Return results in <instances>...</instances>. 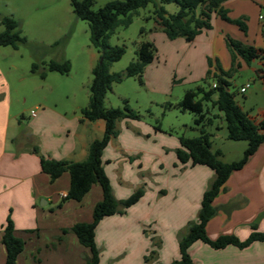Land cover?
I'll use <instances>...</instances> for the list:
<instances>
[{
	"label": "crops",
	"instance_id": "1",
	"mask_svg": "<svg viewBox=\"0 0 264 264\" xmlns=\"http://www.w3.org/2000/svg\"><path fill=\"white\" fill-rule=\"evenodd\" d=\"M231 1L235 0L227 1L225 9ZM254 47L264 51L262 45ZM12 106L10 86L0 68V264L6 262L2 228L8 216L15 235L25 242L17 264H85L83 256L89 257L90 250L73 233L64 235L63 241L58 237L76 223L92 221L93 209L103 199L102 189L94 185L81 202L65 201L69 174L52 181L42 172L40 157L33 150L37 147L47 159L83 162L89 145L104 136L105 122L83 120L81 105L61 109L44 100L37 104L36 115L31 112L24 123L19 114H12ZM117 129L120 132L103 153L113 194L124 200L142 186L145 194L124 215L107 217L98 225L99 264H145L144 257L155 247L142 231L151 224L160 242L156 264H170L180 259L179 240L189 223L197 220L214 173L205 166L179 162L180 142L163 141L148 125L122 120ZM225 188L214 202L217 215L207 225L210 239L234 235L245 240L254 227L264 232V144L242 170L231 175ZM164 225L171 234L160 233ZM190 255L195 264H264V243L215 250L197 242Z\"/></svg>",
	"mask_w": 264,
	"mask_h": 264
},
{
	"label": "rangeland",
	"instance_id": "2",
	"mask_svg": "<svg viewBox=\"0 0 264 264\" xmlns=\"http://www.w3.org/2000/svg\"><path fill=\"white\" fill-rule=\"evenodd\" d=\"M111 1L116 0H97L93 9L96 11ZM164 8L168 14L180 10L174 3L165 4ZM226 9L231 21L214 14L212 27L192 42L184 38L168 39L155 22L152 4L131 13L132 24L118 27L108 40L109 46L124 47L126 51L121 60L110 65L109 72L125 73L138 60L142 42L154 44L156 57L144 71L143 84L133 77L113 85L105 99L106 108L123 107V101L127 100L140 116V120L134 121L152 127L163 141L173 144V140L179 142L182 136L196 138L201 135L200 126L195 124L197 116L182 112L177 104L187 91L199 87L209 90L222 76L230 83L229 89L242 109L255 120L263 119L264 81L258 70L264 69V61L254 60L248 65L239 59L241 66L233 70L227 39L264 47V4L262 0H235ZM3 17L17 21L21 37L27 41L18 49L0 46V68L10 86L12 114H19V120L26 123L30 113L36 112L37 104L44 100L49 105L57 103L61 109H71L73 105L86 108L93 80L91 65H98L100 54L91 44L88 24L75 15L70 0H0V33L5 30ZM239 19L246 23V32L235 23ZM51 61L70 62V73L49 72L47 65ZM34 63L40 65L38 73H44L45 79L32 73ZM248 84L250 88L242 94L241 88ZM167 103L173 107L167 108ZM204 112L212 120L206 128L212 150L222 151L221 160L226 163L242 159L247 142L228 138L223 113L212 102H204ZM140 188L145 190L144 186ZM152 226L142 231L155 247L144 257L145 264H156L158 260L160 242L157 228ZM167 227L164 225L158 231L168 235ZM83 258L86 260L88 256Z\"/></svg>",
	"mask_w": 264,
	"mask_h": 264
},
{
	"label": "trees",
	"instance_id": "3",
	"mask_svg": "<svg viewBox=\"0 0 264 264\" xmlns=\"http://www.w3.org/2000/svg\"><path fill=\"white\" fill-rule=\"evenodd\" d=\"M96 1L70 0V3L75 15L88 24L91 44L100 54V62L92 70L93 80L90 86L89 104L82 110V116L83 120L91 122L103 120L105 122L104 136L89 145L86 160L78 163L47 159L40 155L37 147L33 150L40 157L42 172L49 175L52 181L64 173L69 174L70 190L63 197L65 201L81 202L94 185L102 189L103 199L95 205L92 221L76 223L71 228L62 230L63 236L58 237V241H63L66 239L64 235L73 233L79 243L90 250L91 255L86 258L85 264L100 263L96 229L101 221L114 215H123L145 194L143 188H139L124 200H117L113 194L111 181L104 169L103 153L111 139L117 137L119 133L117 123L122 120H140V116L130 108L127 100L123 101V107L106 108L105 99L113 85L122 83L125 78L136 77L143 84L144 71L154 61L157 49L152 42H142L138 50V60L132 62L125 73H110V65L121 60L126 51L124 47L109 46V38L118 27H128L132 24L131 13L149 4L154 6L153 14L156 24L170 40L184 38L188 42L194 41L205 29L212 27L211 19L214 14L225 21H231L228 10L224 8V4L229 0H116L106 3L95 11L93 7ZM171 3L180 7L178 13H167L164 5ZM1 23L5 30L0 33V46L18 49L20 44H27L26 39L21 37L20 24L17 21L3 17ZM235 23L244 32L247 31L244 20L239 19ZM227 46L232 54L233 70L241 66L239 59L248 65L254 60L264 59V51L240 41L228 38ZM39 68L40 65L34 63L32 73L39 74L42 79H45L44 73H38ZM47 70L67 75L71 71V64L68 61L64 63L51 61L47 65ZM259 71L264 72L262 69ZM225 75L230 76L229 73ZM260 78L264 80V75ZM229 87L230 83L220 76L216 88L205 90L199 87L196 90H189L177 104L182 112H191L197 116L195 124L200 126L201 133L196 138L184 136L179 138L181 147L176 150L177 158L183 164L191 162L193 166L209 168L213 171L214 178L203 194L197 220L189 223L187 233L179 240L180 259L170 264H195L190 255V249L197 242H202L215 250L225 249L228 246L245 249L256 242L264 243V232L258 231L255 227L245 240L234 235H223L212 240L207 234L208 223L217 215V208L214 205L216 198L226 190L225 186L231 175L242 170L264 144V119L258 123L255 122L236 102L235 94ZM204 102H212L213 106L223 113L230 140L247 142V148L239 161L226 163L221 160L222 151L212 150L210 134L206 129L212 120L207 119ZM166 107L172 108L173 105L167 103ZM2 244L7 253L5 264H17L19 255L25 249V242L15 235V225L11 216H8L2 228Z\"/></svg>",
	"mask_w": 264,
	"mask_h": 264
},
{
	"label": "built area",
	"instance_id": "4",
	"mask_svg": "<svg viewBox=\"0 0 264 264\" xmlns=\"http://www.w3.org/2000/svg\"><path fill=\"white\" fill-rule=\"evenodd\" d=\"M214 88H216V84L213 85ZM250 88V84L244 86L243 88H241L240 92L242 94H245L247 92V90ZM36 115V112H32V116H35ZM66 195H64L65 197Z\"/></svg>",
	"mask_w": 264,
	"mask_h": 264
}]
</instances>
